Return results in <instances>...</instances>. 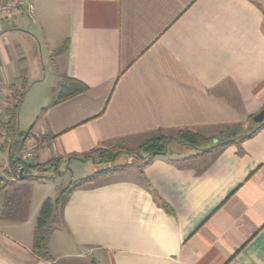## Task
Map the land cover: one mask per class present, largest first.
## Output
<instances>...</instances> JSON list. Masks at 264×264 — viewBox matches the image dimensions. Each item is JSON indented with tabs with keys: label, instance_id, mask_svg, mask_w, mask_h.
Segmentation results:
<instances>
[{
	"label": "crops",
	"instance_id": "1",
	"mask_svg": "<svg viewBox=\"0 0 264 264\" xmlns=\"http://www.w3.org/2000/svg\"><path fill=\"white\" fill-rule=\"evenodd\" d=\"M29 1L38 3L37 32L24 24L33 15L0 18V117L25 88L15 128L26 130L18 123L36 88L27 116L31 162L85 163L93 149L115 140L126 147L155 131L215 138L226 126H248L264 107V0ZM36 44L47 47L46 74L28 63ZM63 74L88 90L50 105ZM10 134L6 128L0 141V173ZM196 149L171 143L131 173L128 163L72 188L56 243L50 236L53 261L264 264V128L210 152ZM46 198L37 210L31 189L25 222L0 219V264L48 263L31 250V220Z\"/></svg>",
	"mask_w": 264,
	"mask_h": 264
},
{
	"label": "trees",
	"instance_id": "2",
	"mask_svg": "<svg viewBox=\"0 0 264 264\" xmlns=\"http://www.w3.org/2000/svg\"><path fill=\"white\" fill-rule=\"evenodd\" d=\"M65 48L66 43L55 49L53 54H60L64 52ZM59 78V83L53 90L50 105L59 104L88 90L87 85L77 79L67 77L64 74L60 75ZM24 92L25 88H22L20 93L13 96L12 107H7L5 112L8 118L4 123V127L5 129L7 128V130H11V134L3 145L8 149L6 157L8 166L0 173V194L2 196L0 219L12 222H25L28 219L31 200L30 180L54 177L56 174L60 173L61 166L65 162V158L60 156L50 158L43 162L24 161L20 158V153L29 144L30 133L34 126V124H31L24 131H18L15 128L16 112L22 101ZM42 110L44 111V109ZM253 117L254 116L249 117L248 126H244L241 123L226 126L215 138L206 137L186 128L178 129L170 135L161 131H155L147 134L134 149L125 147L120 140H115L108 146L93 149L87 155L83 156L91 157L94 162H104L108 164L122 153H138L142 159L141 168L150 163L156 156L164 155L171 143L179 145L181 148L193 147L202 149L204 153L226 145L239 143L255 135L264 128V119L258 122L255 121ZM48 137V135H44L40 141L42 143L46 142ZM207 142L211 144L204 146ZM123 166L124 165L106 166L81 179L71 180L66 186L59 190L55 198H46L41 203L33 228L32 252L36 256L45 259L48 262L47 264H56L49 251L52 225L56 222L57 210L60 208L62 211L70 190L76 186L93 184L101 177L116 172ZM19 167H22L23 170L19 171ZM165 208L167 211L171 212L167 205Z\"/></svg>",
	"mask_w": 264,
	"mask_h": 264
},
{
	"label": "rangeland",
	"instance_id": "3",
	"mask_svg": "<svg viewBox=\"0 0 264 264\" xmlns=\"http://www.w3.org/2000/svg\"><path fill=\"white\" fill-rule=\"evenodd\" d=\"M33 20H30L28 18H24V24L26 25L27 24V27L33 31H38V28H37V22H38V3L35 2L33 4ZM34 22V23H33ZM23 28V27H22ZM25 28H23L24 30ZM22 37H24L26 40L28 38V36H25L23 34H21ZM18 42L20 43L21 46H24L26 45V42L25 40L23 41L22 40H18ZM52 44V43H50ZM28 46V45H26ZM37 46V44H36ZM26 50H27V47H26ZM46 51H47V47L46 45H40L37 46V55H31V57L28 59V63H30L33 67H38V66H43V70L42 72L44 74L47 73V70H50V67H51V64L49 62H47L46 60ZM34 56H36L34 58ZM47 77V75H46ZM49 80H50V77H47V80L45 82H43L44 84H42V86L40 87H43L42 88V94L45 95V93L47 94V90H48V86H49ZM36 91V88L32 89L30 92H29V96L26 100V102L24 103V106L22 108V112H21V116H20V120H19V123H18V126L20 128H28L32 122L31 121H28L27 122V116H29V113L31 112V98L30 95L32 92ZM26 120V121H25ZM137 144L138 143H134V144H128L126 147L127 148H132L134 149L135 147H137ZM207 145H210V142H207L205 143L204 146H207ZM194 151H198V153H202L203 150H194ZM179 159L182 160V156L179 154L178 155ZM142 161L141 157L138 155V153H122L120 154L119 156L116 157V159L108 164L104 163V162H94V160L92 158H88V160L85 162V163H82V162H78V161H73L71 162L70 164H63L61 166V169H60V174L59 175H55L54 177H51V178H48L46 179L47 182H43V183H37V182H34L35 180H30V184H31V189H32V197H33V203L34 204H37V210H38V206H39V199L41 198V196H49V198L53 199L57 196V194L59 193V190H61L64 186H66L69 181L71 179L75 180V179H78V178H82V177H85L93 172H96V171H99L101 170L102 168L106 167V166H113V165H125V164H128L130 163V168L127 170L128 173H131V171L133 169H135L134 166H137L138 164H140ZM53 179V180H51ZM59 186L60 189L56 192V187ZM60 211L61 209L59 208L57 210V217L55 218L56 219V222L53 223L52 225V237H53V242L56 243V238L58 236V233L59 231L57 230L59 227L57 226H60V221H61V217H60ZM36 217L35 214L31 220V223H32V226L34 225L35 226V221H36Z\"/></svg>",
	"mask_w": 264,
	"mask_h": 264
},
{
	"label": "built area",
	"instance_id": "4",
	"mask_svg": "<svg viewBox=\"0 0 264 264\" xmlns=\"http://www.w3.org/2000/svg\"><path fill=\"white\" fill-rule=\"evenodd\" d=\"M26 13L29 17H32L33 7L29 0H0V18H10L15 15ZM7 115L5 113L0 117V141L5 135L4 123L7 121ZM20 158L24 161H30L36 156V147L34 145L26 147L21 153ZM22 167H19V171H22Z\"/></svg>",
	"mask_w": 264,
	"mask_h": 264
},
{
	"label": "water",
	"instance_id": "5",
	"mask_svg": "<svg viewBox=\"0 0 264 264\" xmlns=\"http://www.w3.org/2000/svg\"><path fill=\"white\" fill-rule=\"evenodd\" d=\"M253 119L258 122L264 119V107L254 115Z\"/></svg>",
	"mask_w": 264,
	"mask_h": 264
}]
</instances>
